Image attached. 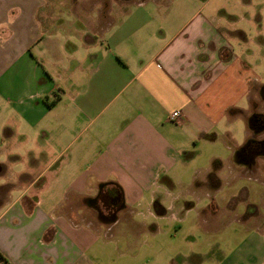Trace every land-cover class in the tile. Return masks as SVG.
<instances>
[{
  "label": "crops",
  "instance_id": "crops-1",
  "mask_svg": "<svg viewBox=\"0 0 264 264\" xmlns=\"http://www.w3.org/2000/svg\"><path fill=\"white\" fill-rule=\"evenodd\" d=\"M263 66L264 0H0L1 254L103 264L147 243L150 259L160 240L171 260L199 259L214 248L188 247L194 231L228 232L240 243L219 264H264V210L248 202L264 209V192L225 189L264 184V155L245 160ZM103 188L120 195L110 219Z\"/></svg>",
  "mask_w": 264,
  "mask_h": 264
},
{
  "label": "rangeland",
  "instance_id": "rangeland-1",
  "mask_svg": "<svg viewBox=\"0 0 264 264\" xmlns=\"http://www.w3.org/2000/svg\"><path fill=\"white\" fill-rule=\"evenodd\" d=\"M66 6H61L59 7V9L57 10L58 13L61 14H65L67 12ZM253 56L257 57L261 56L260 52H255L253 53ZM256 63V61H255ZM44 69L52 70V60L49 57V54H47V57L45 59V61L43 63L40 64ZM260 71H264V66L260 69ZM50 79L52 80V83L56 82L58 83V79L56 77V75H53L52 77H50ZM59 92L55 91V93L53 94H48L44 100L46 102V105L48 106H52L54 105L55 101H59ZM3 104H0V109L3 108ZM240 139V138H239ZM217 148H219V140L215 141ZM211 145H214L213 143H208L202 146L198 147L199 150V154L197 156V160L198 163L201 166H205L208 164L209 160H208V154H209V150L211 149ZM36 146V145H35ZM216 147V146H214ZM36 149V147H33ZM222 149V147H221ZM223 174H227L226 171L223 172ZM187 180H190L188 178L184 179V181L186 182ZM253 188L255 191L254 192H264V184H261L260 182H253L248 180L247 178L244 179H238L237 181H234L233 185H226V190L230 191V188ZM259 195V194H258ZM237 203L238 204H245L246 200L242 199L241 197L237 198ZM248 202L250 204H254L255 207L258 206V208L260 210H264L262 208V201H259L257 197L255 198H250L248 200ZM243 210L246 209V206H241ZM264 213V212H263ZM227 234L225 235H219L216 238H208L207 240H205L203 235H197V231H194L193 236L191 238L190 244L188 245V247L191 246V248L193 247L194 244H199L200 247L206 246L208 245H213L214 250L205 256L202 257H198L197 258H193L191 256V259L189 258H183L180 257V259H176L177 256L175 257L174 260H171V256L167 257L166 253L163 250H160V247L162 245H166V244H162L159 240L158 244H156V250L158 251V254H156L155 256L151 257L150 259H143L144 256H148L150 254V250H149V243H147V245L145 244H141V254H140V259L138 260H133V259H129L128 257H124V258H118L117 255L116 256H112L110 258H108L107 260L103 261V264H219L220 260L224 259V254L226 255V252L228 251H232V249L236 248L237 245H239V239H233V236L231 238H229V233L226 232ZM233 235V234H232ZM207 237V236H206ZM178 239L180 240L178 243H174V247H175V251L176 249L179 250H184L186 248L185 244H182V240H187V238H184L183 236L179 235ZM182 239V240H181ZM206 241V243H203V241ZM120 247L122 248L121 244ZM184 247V248H183ZM182 253V252H181ZM185 253V251H183L182 255ZM114 258V261H113ZM153 258V259H152ZM142 260V261H141ZM1 263V262H0Z\"/></svg>",
  "mask_w": 264,
  "mask_h": 264
},
{
  "label": "flooded vegetation",
  "instance_id": "flooded-vegetation-1",
  "mask_svg": "<svg viewBox=\"0 0 264 264\" xmlns=\"http://www.w3.org/2000/svg\"><path fill=\"white\" fill-rule=\"evenodd\" d=\"M252 107L250 120L253 129L251 131L252 136L248 139L247 147L249 150L245 157V160L249 162L264 155V96L260 101H253ZM119 196L116 191L110 188H103L99 191L97 207L100 217L106 216V219L113 217L121 205Z\"/></svg>",
  "mask_w": 264,
  "mask_h": 264
},
{
  "label": "clouds",
  "instance_id": "clouds-1",
  "mask_svg": "<svg viewBox=\"0 0 264 264\" xmlns=\"http://www.w3.org/2000/svg\"><path fill=\"white\" fill-rule=\"evenodd\" d=\"M232 11H233V12L240 13V12L242 11V9H240L239 11L233 9ZM249 11H251V10L249 9ZM241 26H242V27H249V28H250V31H251V26H249L248 23H247L246 21L242 22V25H241ZM253 48H254V52H258V49H255L254 46H253ZM237 51H239V49H237ZM258 71H259V69H258ZM221 130H223V122H221ZM0 159H2V158H0ZM21 167H22V166H21ZM4 182H6V180H5L4 178H0V183H4Z\"/></svg>",
  "mask_w": 264,
  "mask_h": 264
},
{
  "label": "built area",
  "instance_id": "built-area-1",
  "mask_svg": "<svg viewBox=\"0 0 264 264\" xmlns=\"http://www.w3.org/2000/svg\"><path fill=\"white\" fill-rule=\"evenodd\" d=\"M181 117H182L181 111L177 110L171 113V115L169 116V120L173 122H177V121H180Z\"/></svg>",
  "mask_w": 264,
  "mask_h": 264
},
{
  "label": "trees",
  "instance_id": "trees-1",
  "mask_svg": "<svg viewBox=\"0 0 264 264\" xmlns=\"http://www.w3.org/2000/svg\"><path fill=\"white\" fill-rule=\"evenodd\" d=\"M209 138H213V137H209ZM0 264H7L8 262H7V260H6V258L1 254V252H0Z\"/></svg>",
  "mask_w": 264,
  "mask_h": 264
}]
</instances>
